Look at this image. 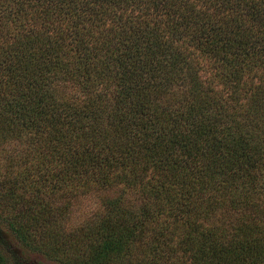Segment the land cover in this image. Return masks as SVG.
Listing matches in <instances>:
<instances>
[{"label":"trees","instance_id":"trees-1","mask_svg":"<svg viewBox=\"0 0 264 264\" xmlns=\"http://www.w3.org/2000/svg\"><path fill=\"white\" fill-rule=\"evenodd\" d=\"M11 241L264 264V0H0V264H28Z\"/></svg>","mask_w":264,"mask_h":264},{"label":"rangeland","instance_id":"rangeland-1","mask_svg":"<svg viewBox=\"0 0 264 264\" xmlns=\"http://www.w3.org/2000/svg\"><path fill=\"white\" fill-rule=\"evenodd\" d=\"M100 201L101 199L99 198L98 195L92 196L85 201L84 208L87 210L91 209V211H93L98 207V205L100 204ZM8 243H9L7 244L8 247L4 245L6 254L16 255L18 258L21 257L28 264H59V263H56L54 261H51L45 258L44 256L40 254L21 250L19 248V245H17L14 241H11Z\"/></svg>","mask_w":264,"mask_h":264}]
</instances>
